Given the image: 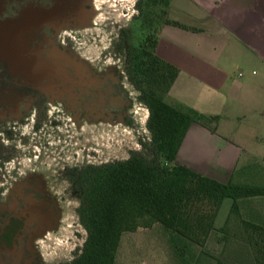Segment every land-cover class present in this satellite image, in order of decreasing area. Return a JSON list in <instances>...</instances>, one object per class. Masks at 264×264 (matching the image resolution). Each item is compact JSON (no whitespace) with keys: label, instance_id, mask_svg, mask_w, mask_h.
<instances>
[{"label":"rangeland","instance_id":"obj_1","mask_svg":"<svg viewBox=\"0 0 264 264\" xmlns=\"http://www.w3.org/2000/svg\"><path fill=\"white\" fill-rule=\"evenodd\" d=\"M138 2L0 0V214L30 218L24 241L0 250V263L71 262L87 231L69 168L146 152L149 110L128 73L129 54L144 35ZM201 38L210 49L229 50L221 34ZM222 122L211 125L231 139L258 123ZM241 182L264 185V173ZM232 204L224 199L217 228ZM256 204L264 216V198ZM220 246L213 234L209 251L217 254ZM200 256L199 245L157 223L124 233L116 264H196Z\"/></svg>","mask_w":264,"mask_h":264},{"label":"trees","instance_id":"obj_2","mask_svg":"<svg viewBox=\"0 0 264 264\" xmlns=\"http://www.w3.org/2000/svg\"><path fill=\"white\" fill-rule=\"evenodd\" d=\"M169 4L170 0H139L144 35L129 54L128 73L149 110L151 140L146 152H134L128 159L69 168L80 191L79 214L87 238L81 253L64 264H116L123 234L157 223L201 247L196 264H264V216L256 211L264 185L224 183L177 161L191 124L215 130L211 124L220 116L168 101L180 69L161 57L157 47L164 24L181 25L168 18ZM258 173L264 172L257 162L236 171L244 176ZM227 197L233 199L231 212L217 228ZM213 234L221 245L217 254L208 249Z\"/></svg>","mask_w":264,"mask_h":264},{"label":"crops","instance_id":"obj_3","mask_svg":"<svg viewBox=\"0 0 264 264\" xmlns=\"http://www.w3.org/2000/svg\"><path fill=\"white\" fill-rule=\"evenodd\" d=\"M170 2L167 16L181 25L164 24L157 47L180 69L168 101L219 115V125L226 118L258 122L244 127L241 139L193 122L177 161L224 183L241 181L236 171L256 162L264 172V0ZM204 34L223 35L229 50L201 44Z\"/></svg>","mask_w":264,"mask_h":264},{"label":"flooded vegetation","instance_id":"obj_4","mask_svg":"<svg viewBox=\"0 0 264 264\" xmlns=\"http://www.w3.org/2000/svg\"><path fill=\"white\" fill-rule=\"evenodd\" d=\"M29 219L19 214V211H6L0 214V250H12L21 245L30 225Z\"/></svg>","mask_w":264,"mask_h":264}]
</instances>
